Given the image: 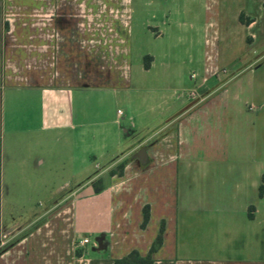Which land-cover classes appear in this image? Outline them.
<instances>
[{
	"label": "crops",
	"instance_id": "1",
	"mask_svg": "<svg viewBox=\"0 0 264 264\" xmlns=\"http://www.w3.org/2000/svg\"><path fill=\"white\" fill-rule=\"evenodd\" d=\"M174 2L0 0V264H112L133 251L148 255L162 227L154 264H264V0H206L200 84L190 76L196 92L168 90L170 102L165 95L159 116L150 119L148 108L133 111L130 128L122 127L121 110L111 121H87L88 96H96L102 111L106 98L131 89L133 35L149 29L163 38L145 16ZM178 3L176 15L186 22L178 29L164 22L166 34L177 30L184 44L198 43L199 13ZM236 9L245 17L236 20L250 37L254 63L227 66L222 74L228 15ZM108 125L119 126L116 140ZM88 127L102 128L92 145L95 161L106 165L73 172L53 203L31 219H21L16 207L7 210L9 190L17 189L12 173H25L28 165L26 143L38 149L52 135H68L66 141L77 137L81 144ZM141 127L153 132L136 138ZM122 136L136 139L119 153ZM141 149L145 165L135 159ZM207 224L232 242L230 250L219 245L215 252L235 248L241 260L187 258L195 248L188 236ZM93 235L95 257L91 241L77 252Z\"/></svg>",
	"mask_w": 264,
	"mask_h": 264
},
{
	"label": "rangeland",
	"instance_id": "2",
	"mask_svg": "<svg viewBox=\"0 0 264 264\" xmlns=\"http://www.w3.org/2000/svg\"><path fill=\"white\" fill-rule=\"evenodd\" d=\"M158 1V0H157ZM174 3H168L163 5L162 8H151L148 11L149 17L145 18L150 21L152 28H158L162 30L165 36L163 38H156L153 30H140L135 31L131 40V56L130 61L132 65V87L126 92H122L115 98L109 96L106 98L105 109L101 111V104H99L96 96H88L86 108L87 121L94 120H106L111 121L117 116V111L121 110L124 113L120 123L122 127H131L129 117L135 111L144 112L149 109V118L153 119L159 116L161 103H163V97L167 96V101L170 98L169 93L173 88L190 89L193 88L195 92L197 87L194 88V82L190 80V76L195 74L194 81L199 85L201 82V76L203 74L204 64V30L203 24L206 14L204 13L206 0H183V4L187 5L189 9H193L194 12H198L200 15L201 35L194 44H184V41L179 39L177 30L172 31V35H167L168 29L163 23L167 22L172 24L178 29L179 22H186L183 17L176 15V8H178V0H174ZM170 2V1H169ZM167 7V10L164 9ZM204 8V9H203ZM171 12L168 14L169 18L164 16L165 12ZM242 15V14H241ZM241 15H238V10L233 15H228V21L230 30H228V39L225 42L223 40L222 48L225 53V57L229 61H224L220 72L225 73L227 66L229 70L233 68L232 65L241 64L243 67H247L254 63L253 48L250 45V37L247 36L244 27H241L236 18L240 22ZM155 18L153 19L152 17ZM244 23L245 17L242 15ZM226 19V17H224ZM227 23V22H226ZM225 23V24H226ZM174 29V28H173ZM165 30V32H164ZM225 32V31H224ZM179 32L178 34H181ZM196 40V37H195ZM151 56L154 59V63L147 72L145 70L144 57ZM231 60V61H230ZM227 69V70H228ZM135 89L139 91H135ZM142 90V91H141ZM170 90V91H168ZM135 91V92H134ZM169 95V96H168ZM165 96V97H166ZM109 100V102H107ZM170 102V100L168 101ZM132 109V110H131ZM101 111V113H100ZM134 112V113H135ZM135 113V114H136ZM100 117L97 118V115ZM137 121V120H136ZM155 121H159L158 118ZM105 129H109L114 134V140H116V134H118L117 125L104 126ZM149 128L156 129V125H152ZM85 142L80 144L78 138L77 141H66L70 138L68 135H56L51 136V143L45 144L40 148H36L35 144L30 141L26 143L24 148L25 162L28 165L23 166L25 173H12L17 179V189H10L8 194V201L6 209L10 210L13 207L18 209V214L23 220L31 219L34 215L41 214L53 203L60 194L61 186L65 181L71 178L75 171H88L94 172L97 164L103 168L106 165V161L100 159L95 161V155H99L98 151L93 150L92 144L94 140L92 137H99L102 132V128L88 127ZM150 129V131H152ZM147 128H140V136L147 135L150 132ZM153 132V131H152ZM152 134V133H150ZM130 140H125L122 136V142L119 141V153L127 149L128 144L132 143ZM71 139V138H70ZM31 144V145H30ZM36 161L40 164L37 166ZM31 171L30 173H27ZM10 201L17 202L18 206H12ZM210 224H207L206 228L199 229V232L188 236V242L190 245H194L195 248L187 253V258L192 260H208L217 259L224 260L226 256H230L234 260H241L242 257L239 251H229L231 249L232 242L225 235H219L216 227L209 228ZM220 232V231H219ZM95 235L90 238V245L88 248L92 256L95 254L91 252L93 243L95 242ZM223 245L228 248V254H218L215 252L217 246ZM86 247V246H85ZM85 248L76 246V251H83ZM213 250V251H212ZM181 258V257H180Z\"/></svg>",
	"mask_w": 264,
	"mask_h": 264
},
{
	"label": "trees",
	"instance_id": "3",
	"mask_svg": "<svg viewBox=\"0 0 264 264\" xmlns=\"http://www.w3.org/2000/svg\"><path fill=\"white\" fill-rule=\"evenodd\" d=\"M240 21L242 23H244L242 15L240 17ZM144 60H145V68L149 69L150 65H151L152 58L147 56V57H145ZM123 166H124L123 164L120 165L119 169L123 168ZM98 184L99 183H96L95 186H94L95 187V192H97V193L101 191V188H100V186ZM148 221H149V208L146 207L144 209V221H143V225H142L143 228L146 226ZM163 230H164V228L162 227L161 231H160L156 241L154 242V244H153V246H152V248H151V250H150L148 255L142 256L139 252L133 251L129 255L124 257V258L114 260L112 264H154L153 255H154L155 252H157V250L162 245V242H163Z\"/></svg>",
	"mask_w": 264,
	"mask_h": 264
},
{
	"label": "water",
	"instance_id": "4",
	"mask_svg": "<svg viewBox=\"0 0 264 264\" xmlns=\"http://www.w3.org/2000/svg\"><path fill=\"white\" fill-rule=\"evenodd\" d=\"M135 159H138L141 164L145 165L148 162V157H147V153L144 149H141L136 155H135ZM99 246H102V242L99 240L98 241Z\"/></svg>",
	"mask_w": 264,
	"mask_h": 264
},
{
	"label": "built area",
	"instance_id": "5",
	"mask_svg": "<svg viewBox=\"0 0 264 264\" xmlns=\"http://www.w3.org/2000/svg\"><path fill=\"white\" fill-rule=\"evenodd\" d=\"M192 96H196L195 93H192ZM119 114L121 115V111H119ZM90 243L89 239H84L83 241L79 242V246L81 247H85L86 245H88Z\"/></svg>",
	"mask_w": 264,
	"mask_h": 264
}]
</instances>
